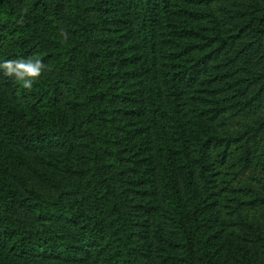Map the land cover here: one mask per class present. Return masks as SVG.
<instances>
[{
    "label": "trees",
    "instance_id": "obj_1",
    "mask_svg": "<svg viewBox=\"0 0 264 264\" xmlns=\"http://www.w3.org/2000/svg\"><path fill=\"white\" fill-rule=\"evenodd\" d=\"M27 58L0 264H264V0H0V62Z\"/></svg>",
    "mask_w": 264,
    "mask_h": 264
},
{
    "label": "clouds",
    "instance_id": "obj_2",
    "mask_svg": "<svg viewBox=\"0 0 264 264\" xmlns=\"http://www.w3.org/2000/svg\"><path fill=\"white\" fill-rule=\"evenodd\" d=\"M43 64L38 58L3 60L0 74L13 77L25 89H31L34 81L41 76Z\"/></svg>",
    "mask_w": 264,
    "mask_h": 264
},
{
    "label": "rangeland",
    "instance_id": "obj_3",
    "mask_svg": "<svg viewBox=\"0 0 264 264\" xmlns=\"http://www.w3.org/2000/svg\"><path fill=\"white\" fill-rule=\"evenodd\" d=\"M15 170L20 171V173L27 179L28 183L32 186H36L39 184L38 178L32 174L31 170L26 166L17 169V167H14Z\"/></svg>",
    "mask_w": 264,
    "mask_h": 264
}]
</instances>
